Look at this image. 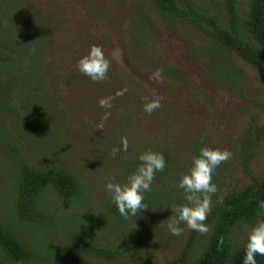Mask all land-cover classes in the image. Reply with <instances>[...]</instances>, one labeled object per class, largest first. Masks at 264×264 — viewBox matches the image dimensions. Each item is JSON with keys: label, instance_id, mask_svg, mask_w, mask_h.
Returning <instances> with one entry per match:
<instances>
[{"label": "rangeland", "instance_id": "1", "mask_svg": "<svg viewBox=\"0 0 264 264\" xmlns=\"http://www.w3.org/2000/svg\"><path fill=\"white\" fill-rule=\"evenodd\" d=\"M197 2L229 23L226 0ZM235 9L240 21L244 1L236 0ZM27 35L40 43L35 49L41 51L40 64L32 57L34 41ZM0 41L9 49H3L6 54L18 53L30 82H39L31 86L47 103L39 119L48 114L52 121L44 126L25 124L14 112L0 113V218L33 247L68 252L65 243L81 237L75 229L86 226L94 235L91 241L117 248L125 241L132 249L156 243L159 251L154 255L165 264L167 257L181 252L192 232L182 223L183 233L173 236L167 225L177 216L173 209L188 204L189 194L178 184L202 147L231 153L213 173L217 192L210 194V209L226 193L249 183L250 176L262 175L263 75L214 38L160 11L151 0H0ZM92 47L101 48L109 60L106 78L100 81L77 70L78 61ZM8 64L12 63L0 59V107L15 103L25 107L21 110L36 109L41 99L29 102L32 94L25 99L20 95L23 88ZM155 98L160 107L145 112V103ZM26 138L35 144H27ZM114 149L121 150L113 155ZM148 151L163 154L166 166L155 173L151 190L144 194L147 208L127 218L109 213L106 182L126 184L142 164L139 156ZM17 154L40 163L58 158L87 187L75 204L55 193L45 196L52 219L64 220L56 234L49 228L44 233L23 227L25 220L12 210L9 173ZM154 196L163 197V204H150ZM257 219H264V210ZM204 223L209 230L199 234L193 255L206 243L211 219ZM252 227L239 222L233 235L242 242ZM143 257L130 256L128 264H148ZM64 264H126V259L105 260L78 251Z\"/></svg>", "mask_w": 264, "mask_h": 264}, {"label": "trees", "instance_id": "2", "mask_svg": "<svg viewBox=\"0 0 264 264\" xmlns=\"http://www.w3.org/2000/svg\"><path fill=\"white\" fill-rule=\"evenodd\" d=\"M151 1L160 11L194 26L206 36L217 40L228 50L249 63L264 77V0H243L245 16L240 21H237L236 0H226L228 13L231 14L230 21L226 24L220 20V16L219 18L211 15L197 2L198 0ZM242 7L243 2L239 10ZM10 15L11 18H13L12 15L15 18L13 13H10ZM27 37L30 38L29 35ZM28 38L26 39L29 40ZM31 40L34 41L32 57L37 64H40L41 51L36 52L35 50H39L40 43L38 44L33 38H30ZM3 44L0 41V59L1 61H10L12 64L7 66L10 65V67L15 68L14 73L18 84L20 82L19 87L23 88V94L20 93V95H24L23 98L25 99L26 94H32L29 102L41 99V96L37 98L39 92H35L31 87L38 85L39 82H30L28 73H25L24 63L19 59L18 53L6 54L3 49H9L4 47ZM12 59L13 61H11ZM36 68H39V65ZM24 74L27 75V78L22 79ZM34 75L38 76L36 73ZM2 86L3 83H0V88ZM16 90L18 91L19 88ZM45 102L41 99V104L39 106L36 104L34 110L28 108L21 110L25 107H22L19 103V106L15 103L5 104L0 107V113L11 114L14 112L17 118L24 121L25 124L28 122L34 123L33 125L41 124V126H44L47 122L52 123L48 114L41 120L39 119V114L41 115L45 108L44 104H47ZM25 140L27 144H35V140L32 138H26ZM3 141L8 147L7 136L3 135ZM30 150L31 153H35L37 149ZM51 152L52 150L48 151V154H51ZM17 158H19L18 154ZM58 161H60L58 158L54 161V157L45 163L28 159L24 161L23 156L16 163L11 160L13 168L9 173V179L14 187L12 210L15 211L18 219L25 220L26 223H20L23 227L34 226L44 233L49 228L51 231L54 230L56 234L57 229L63 225L64 220L54 221L52 219L51 210L46 209L44 205L45 196L49 193H55L59 199L68 204L78 203V199L84 196L87 190L84 182L78 179L74 170ZM250 178L251 181L241 189H232L211 206L206 218V220L211 219V227L206 243L200 252L196 255L191 254L192 248L198 242L199 234H202L192 230L188 235V243L182 248L181 252L173 257H167L165 264H243L247 238L240 242L233 235V229L239 222L251 223L254 226L258 221V213L263 212L260 204L264 202V171L261 176L253 175ZM149 201L153 205L163 204L164 202L161 196H154ZM107 211L120 215L112 200H107ZM67 221L73 223L70 219ZM85 227L78 226L75 229L77 233L81 234V237H78L76 241L72 239L65 243L70 251H63L60 254L56 253L54 249L33 247L0 218V264H64L67 257L74 258L78 251L105 260L126 259V264L130 263L128 257L142 254L144 262L146 261L148 264H164L154 255L155 252L159 251L156 243L146 244L147 246H142L141 249H139V246L132 249L131 243L129 245L125 241V245L123 244L122 247L117 248L109 243L106 245L105 243L91 241L94 235ZM48 233L54 238L53 233L49 231ZM143 251H146V253H143ZM256 260L257 264H264V256L258 255Z\"/></svg>", "mask_w": 264, "mask_h": 264}, {"label": "clouds", "instance_id": "3", "mask_svg": "<svg viewBox=\"0 0 264 264\" xmlns=\"http://www.w3.org/2000/svg\"><path fill=\"white\" fill-rule=\"evenodd\" d=\"M108 69L109 60L105 58L103 50L99 47H92L88 55L82 57L77 63V70L94 81L105 79ZM154 75L158 79L161 74L157 71ZM159 107L160 99L155 98L145 103L144 111L150 114ZM127 147L125 140L123 150L127 151ZM120 150L114 149L113 155ZM230 155L231 153L227 150L202 147L199 155L193 158V166L189 173L183 175L178 184L180 189L189 194L186 196L188 204L173 209L177 216L167 225L171 235L180 236L183 233L184 229L180 226L182 223L188 229L199 233L208 232V226L204 221L210 211V194L217 192V186L212 183V176L215 169L228 160ZM139 160L142 164L135 173L129 176L126 184L114 183L109 179L105 185L112 202L116 205L120 215L125 218L129 215L137 216L141 210L147 208L143 203L144 194L151 190L155 173L163 171L166 166L164 155L152 151L141 154ZM198 194H204V198L201 200ZM260 208L264 210V202H261ZM259 215L261 213H258ZM258 255L264 256V219H258L248 234L243 264H257Z\"/></svg>", "mask_w": 264, "mask_h": 264}]
</instances>
